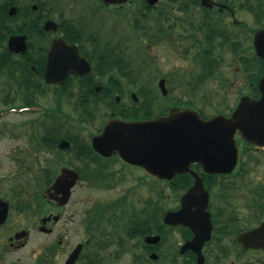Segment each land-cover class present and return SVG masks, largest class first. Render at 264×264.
Masks as SVG:
<instances>
[{
  "label": "flooded vegetation",
  "instance_id": "af4514ba",
  "mask_svg": "<svg viewBox=\"0 0 264 264\" xmlns=\"http://www.w3.org/2000/svg\"><path fill=\"white\" fill-rule=\"evenodd\" d=\"M134 1L105 4L102 0H95L107 13L110 7L118 11ZM137 1L141 8L135 11L134 34L141 41V50L149 53L151 48L161 42H168L174 48V42H177L175 47L178 54L191 58L192 69L201 71L198 77L200 80L209 79L215 70L234 66L247 74L246 91L237 95L236 105L242 98L255 101L261 98L259 84L264 74V57L261 56L264 55V0H166L165 3L163 0H156L153 4L151 0ZM62 2L65 4L64 0ZM60 4L61 0H0V76L3 73L7 79L17 76V93L12 98L22 97L25 91L29 93L33 86L43 82L48 52L55 40L76 45L80 56L91 65V72L85 76L70 74L61 84H44L45 88L53 92V101L49 105H53L54 111H57L50 112L54 117L61 114L58 110L65 105L71 107L68 113L73 111V107L68 105L71 97L78 99L80 105H86L90 100L105 98L110 89L120 88V82L109 76V62H113L112 57L115 56L106 60L103 58L109 54L111 43L104 44L103 50L99 48V44L103 43L86 31L81 23L77 24L72 19L69 24H65L60 18H53L48 10L58 9L56 7ZM260 33H263L262 38L259 37ZM119 52V49L112 50L113 54ZM119 73L124 75L120 70ZM194 82L190 83L192 88L195 87ZM97 88L100 89L99 93H96ZM157 88L162 97L170 92L166 80L165 95L159 83ZM7 90L8 95L14 91L9 87ZM130 98L131 106L126 104L117 107L120 120L145 121L162 115L163 111L159 115L153 114V101L150 102V99L145 98L140 102L134 93L130 94ZM59 99L65 104L60 103L58 107ZM182 102L177 99L172 105L182 107L187 104ZM199 113L204 116L202 111ZM110 114L113 116V113ZM105 123L95 135L100 133ZM38 136L41 137L38 139ZM34 138L39 142L38 146L44 149L45 134L34 132ZM91 140L92 137L89 143L80 144L70 151H62L69 154L70 165H61L54 176L51 171L43 170L36 185L27 183L30 187L25 188L13 176V187L4 194L6 196H0V201L9 205V212L15 209L23 213L32 208V214L37 215L32 224L33 230L51 233L52 225L61 219V208L68 204L60 205L61 194L57 195L56 192L51 193L54 199L47 201L46 183H52L62 168H68L77 172V182L106 186L107 190H114L118 184L132 181L148 185L152 195L156 192V185L165 184L178 199L176 207L166 210L173 213L180 210L181 198L194 185V175L197 174L207 194L206 205L201 215L195 212L196 205L203 203V194L195 193L187 208L193 211V214L185 217L187 223L165 225L159 234L156 233L157 199H146L145 207L137 210L136 202H128L132 195L129 193H134L135 189H129L112 202L98 204L92 210H86L84 216L87 238L84 243H75L60 264H66L77 247L79 254L73 264H119L123 256L130 258L128 264H196L199 258L202 259V264H264V177H258L259 166L264 163V144L246 142L237 133V155L232 172L209 174L200 164L191 163L189 172L166 180L159 179L139 164L127 162L117 152L102 156L91 145ZM61 153L55 155L59 156ZM23 162L25 163L20 161L19 165ZM27 171H31V168L28 167ZM26 178L27 175L25 180ZM46 202L58 209L56 215L41 214L44 213L42 208ZM141 213L144 221H149V224H143L145 229H154L152 234L144 237L141 236V218L139 223L134 222ZM197 231L203 239L199 255L191 248H185L196 237ZM26 232L29 235V230ZM157 235L161 240H167V244L171 241L166 250L163 249L164 244L153 246L145 243V237ZM12 237L8 238L7 250H20L27 243V239L15 240ZM57 244L58 247L62 246L63 240L60 238ZM108 249L113 251L105 253Z\"/></svg>",
  "mask_w": 264,
  "mask_h": 264
},
{
  "label": "rangeland",
  "instance_id": "374dc122",
  "mask_svg": "<svg viewBox=\"0 0 264 264\" xmlns=\"http://www.w3.org/2000/svg\"><path fill=\"white\" fill-rule=\"evenodd\" d=\"M64 1L65 4L61 0V4L56 7L58 9L48 10L51 16L55 19L60 18V21L65 24H69L72 19L77 24L81 23L87 29L86 31L103 43L99 44V48L104 50L103 45L111 43L109 56L103 57L105 60L110 56H115L112 57L113 61L120 60L118 65L125 75L120 74L114 66L110 68L109 72V76L120 82V88H115L112 92L113 97H117V92H122V96H118L120 98L117 102L120 107L126 106V104L131 106L130 94L134 93L140 102L145 98L150 99V102L153 101L151 111L156 115L179 99L183 101L182 103H187V106L202 111L205 117H213L219 113L227 115L236 105L237 95L246 91L247 74L235 66L215 70L209 79L200 80L198 77L201 71L192 69L194 67L191 58H185L178 54L175 47L177 42H174V48H171L168 42H161L151 48L149 53L141 50L139 48L141 41L137 34H134L135 11L141 8V4L137 0L118 11L110 7L109 13L106 9L100 8L95 0ZM163 1L166 2V0ZM148 24L150 25V22ZM76 27L80 29L78 26ZM113 49H119L120 52L113 54ZM5 76L4 73L3 76H0V100L8 97L6 98L8 103L0 101V111L17 105H26L28 102L43 104V107H47L53 101V92L45 87H40L43 89L41 93L45 94L43 96L38 97L33 94L29 99L22 95H20L22 97L12 98L17 91L18 78L16 75L10 79ZM160 78L166 80V86L170 90L166 97H162L157 88ZM193 81H195L194 88L190 86ZM8 87L14 90L11 95H8ZM71 98L68 99V105L73 107V111L68 113L71 107L67 105L62 107L67 119L61 121L67 124L66 127L60 126L57 121L53 120L54 116L47 117L44 112L39 115L8 114L0 117V189L3 191V193L0 191V196L10 192L13 182H15L12 181L13 176H16L25 188H29L27 183L36 185L35 182L42 175L43 170L48 169L54 176L61 165H70L69 154L62 152L57 156L55 155L56 150H53L56 149L55 147L45 146L44 149H41L38 146L39 142L34 138V132L38 133V131L46 136L44 128L46 129L50 120H53L50 121L53 126H60V128L53 127V135L63 136L69 133L79 135L80 140L86 141L95 135L109 118L106 98H99L98 101L90 100L86 105H80L78 99ZM60 103L64 102L59 99V105ZM49 118L51 119L49 120ZM69 125L72 128L64 132ZM39 137L41 136H38V139ZM20 161H25V163L23 162L20 166ZM75 164L81 165L78 162ZM26 167L31 168V171H27ZM259 167L258 177L262 178L264 177V163L262 162ZM26 175L28 176L27 180H25ZM32 181L33 183H31ZM105 187L78 181L68 205L61 208L60 221L52 225L53 231L48 234L33 230L32 224L37 219V215L32 214V208L23 213L12 209L9 212L7 223L0 228V264H60L75 243H84L87 238L84 216L86 210H92L98 204L112 202L123 196L129 189H135L134 193L132 191L129 193L132 195L128 202H136L137 210L145 207L146 199H157L164 211L176 207L178 204L175 193L170 192L166 185L161 183L156 185V192L154 191L152 195L149 193L148 185L144 183L135 184L132 181H125L118 184L114 190H107ZM54 208L46 202L42 208L44 213L41 214L44 216L49 213L56 215L58 209ZM141 215L142 213L139 219H144ZM142 223L149 224V221ZM21 230H29L26 245L20 250H7L8 238ZM173 236L175 237L176 234L174 233ZM60 238L63 240V244L58 247L57 241ZM170 242L168 241L167 244L166 240L163 249ZM111 251L113 250L108 249L105 253ZM129 259L128 256H123L119 264H128ZM115 264L117 263L115 262Z\"/></svg>",
  "mask_w": 264,
  "mask_h": 264
},
{
  "label": "water",
  "instance_id": "95a60500",
  "mask_svg": "<svg viewBox=\"0 0 264 264\" xmlns=\"http://www.w3.org/2000/svg\"><path fill=\"white\" fill-rule=\"evenodd\" d=\"M102 1L117 4L127 0ZM155 1L150 2L153 4ZM262 35L260 33L259 37L262 38ZM261 56L264 57L263 54ZM89 72V64L79 56L75 46L68 45L63 40L52 42L44 75L46 83L60 84L69 74L84 76ZM160 86L163 88V81ZM259 90L262 97L258 101L242 98L229 118L218 115L202 120L193 110L172 109L168 116L150 122L110 121L101 135L93 139V146L107 156L117 152L124 160L143 166L159 178L170 179L176 173L187 172L189 164L193 162L201 163L209 173L230 172L236 161V132L245 141L264 144V74ZM195 177L193 187L181 199V209L175 213L167 212L163 221L165 224H186L185 217L193 214L192 210L187 209L189 202L199 192L203 194V203L196 205L195 212L201 215L207 194L200 179ZM77 178L75 172L62 169L46 191L48 198L54 199L50 193L56 192L57 195L61 194L59 204L66 203ZM7 209L8 204L0 201V225L6 220ZM22 236L24 232L16 234V238ZM157 240V237L146 239L148 242ZM202 240L201 233L197 231L196 237L185 248H191L199 255ZM78 254L79 247L70 254L66 264H73ZM197 264H202V259L199 258Z\"/></svg>",
  "mask_w": 264,
  "mask_h": 264
},
{
  "label": "trees",
  "instance_id": "16d2710c",
  "mask_svg": "<svg viewBox=\"0 0 264 264\" xmlns=\"http://www.w3.org/2000/svg\"><path fill=\"white\" fill-rule=\"evenodd\" d=\"M157 207H158V209H159V208L161 207V204L159 203ZM160 217H161V216H160V214H159V211H157V226H160ZM157 231L160 232V230H157ZM146 232H148V231H144V230H143V231H142V234L145 235ZM150 232H151V231H149L148 233H150Z\"/></svg>",
  "mask_w": 264,
  "mask_h": 264
}]
</instances>
